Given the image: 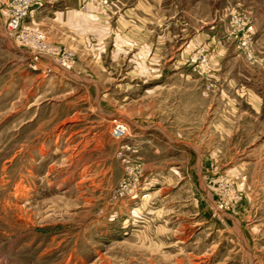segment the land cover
Segmentation results:
<instances>
[{
  "label": "rangeland",
  "instance_id": "374dc122",
  "mask_svg": "<svg viewBox=\"0 0 264 264\" xmlns=\"http://www.w3.org/2000/svg\"><path fill=\"white\" fill-rule=\"evenodd\" d=\"M105 2L0 0V264H264V0Z\"/></svg>",
  "mask_w": 264,
  "mask_h": 264
},
{
  "label": "built area",
  "instance_id": "2783aa9c",
  "mask_svg": "<svg viewBox=\"0 0 264 264\" xmlns=\"http://www.w3.org/2000/svg\"><path fill=\"white\" fill-rule=\"evenodd\" d=\"M35 0H7V9L5 11V18H6V26L8 30H13L17 28L23 17L26 15V11L28 7L31 5L32 2ZM101 4H105V0H100ZM44 37L37 33L33 41L41 42L43 41ZM37 55L34 54L36 58ZM64 70L69 69V63L65 64L62 63L59 65ZM113 135L115 137H120L126 132V126L123 124L119 119L113 120Z\"/></svg>",
  "mask_w": 264,
  "mask_h": 264
},
{
  "label": "crops",
  "instance_id": "0c3cea01",
  "mask_svg": "<svg viewBox=\"0 0 264 264\" xmlns=\"http://www.w3.org/2000/svg\"><path fill=\"white\" fill-rule=\"evenodd\" d=\"M59 69V68H58Z\"/></svg>",
  "mask_w": 264,
  "mask_h": 264
}]
</instances>
